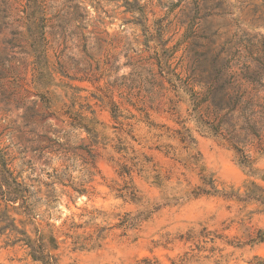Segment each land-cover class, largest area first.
Listing matches in <instances>:
<instances>
[{"label":"rangeland","instance_id":"obj_1","mask_svg":"<svg viewBox=\"0 0 264 264\" xmlns=\"http://www.w3.org/2000/svg\"><path fill=\"white\" fill-rule=\"evenodd\" d=\"M0 0V264L264 260V0Z\"/></svg>","mask_w":264,"mask_h":264},{"label":"trees","instance_id":"obj_2","mask_svg":"<svg viewBox=\"0 0 264 264\" xmlns=\"http://www.w3.org/2000/svg\"><path fill=\"white\" fill-rule=\"evenodd\" d=\"M37 0H29L28 12L29 18L33 25H36L37 20ZM0 190L5 200L12 202L21 201V205H26V199L24 191L19 183L15 186L7 179L0 180ZM24 237H18L14 240V243L23 242L30 249V255L34 260L40 261L42 264H58L57 257L51 252V248H57L55 238H51V244H47L43 239L32 240L26 233L20 230ZM254 264H264V260L257 259Z\"/></svg>","mask_w":264,"mask_h":264}]
</instances>
